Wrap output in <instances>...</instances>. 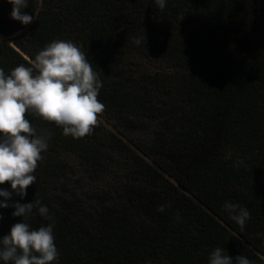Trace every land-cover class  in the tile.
Instances as JSON below:
<instances>
[{
	"label": "trees",
	"instance_id": "obj_1",
	"mask_svg": "<svg viewBox=\"0 0 264 264\" xmlns=\"http://www.w3.org/2000/svg\"><path fill=\"white\" fill-rule=\"evenodd\" d=\"M11 11L0 0V69L70 40L106 110L80 139L26 113L48 149L7 203L51 219L0 208V237L52 224L53 264H208L217 247L264 264V0H27L28 25ZM229 201L250 212L243 231Z\"/></svg>",
	"mask_w": 264,
	"mask_h": 264
},
{
	"label": "clouds",
	"instance_id": "obj_2",
	"mask_svg": "<svg viewBox=\"0 0 264 264\" xmlns=\"http://www.w3.org/2000/svg\"><path fill=\"white\" fill-rule=\"evenodd\" d=\"M12 5L11 18L23 25L30 24L34 17L23 9L27 0H7ZM163 10L165 0H155ZM145 37L135 38L139 45ZM31 67L21 64L6 75L0 69V185L8 183L12 191L0 188V208L13 207L14 217L26 218L34 206L42 217L51 219L49 210L40 206V201L9 204L13 192L21 198L35 184L33 175L41 153L47 151V134H37L26 113L31 112L44 121L62 128L64 136L75 139L93 133L100 124V115L106 110L98 100L102 83L93 70L85 53L70 40H54L38 52L30 61ZM224 209L241 231L250 219V212L239 204L226 202ZM161 206L158 211H163ZM3 215L0 214V221ZM257 235H264L258 233ZM0 259L5 264H53L59 253L55 245L53 225L32 230L22 222L11 226L8 234L0 237ZM208 264H255L243 255L231 257L221 247L215 248L208 257Z\"/></svg>",
	"mask_w": 264,
	"mask_h": 264
},
{
	"label": "water",
	"instance_id": "obj_3",
	"mask_svg": "<svg viewBox=\"0 0 264 264\" xmlns=\"http://www.w3.org/2000/svg\"><path fill=\"white\" fill-rule=\"evenodd\" d=\"M28 57V56H27Z\"/></svg>",
	"mask_w": 264,
	"mask_h": 264
}]
</instances>
